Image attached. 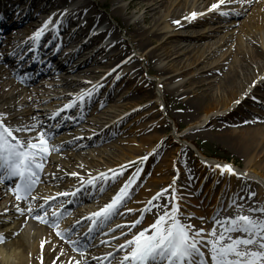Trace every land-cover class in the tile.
Instances as JSON below:
<instances>
[{"label":"bare ground","instance_id":"bare-ground-1","mask_svg":"<svg viewBox=\"0 0 264 264\" xmlns=\"http://www.w3.org/2000/svg\"><path fill=\"white\" fill-rule=\"evenodd\" d=\"M99 1L100 0H84L83 2L75 1V3L74 0L1 1L3 8L0 10V13H2V19L0 21V31H3L4 29H7L9 26L13 25L11 30H9L8 32H0V35L3 39V41L2 39H0V41L3 42L4 46L8 49L6 65L4 66L0 63V119L4 117L6 121L5 123L10 129L16 131V129L19 128L29 127V122L27 124H24L23 122L24 120H28L31 117L23 119L21 116H27V113H33L34 107L32 102L34 101L36 104H40L41 101L48 102L52 100L51 104H54L55 106L53 108L55 109V115L44 116V120L47 122V124H56L55 131L60 127L64 130L66 129L63 132H67V130L70 127L74 126L78 120H81L82 118L84 119L83 112L86 104L92 102V100L95 99V97H97L101 93V91H104L101 97L102 102L110 101L112 99H116L117 101L119 99L122 100V96L127 99H132L133 101H135V103L144 99L145 96L147 98L156 97V93L152 90V82L146 80L145 78L138 80V76H134L133 78L128 79L123 84L121 91L118 94H115V85L105 87V85L108 84L109 81L114 77L113 74L105 76V79L95 84V89L93 92L88 91L85 95H83L84 93L81 94L84 97L83 100H81V96L76 98L74 101H71L70 97L65 96L62 98L58 96L57 99L48 98L52 97L49 96L48 93L50 92L48 91L55 90L60 93L59 95L61 96L65 95L66 91L70 89H77L80 91L82 88L77 84L83 82L82 80H76L73 77L88 72H94L96 67L102 66L101 64L103 62H101V60L96 56V53L102 54V56L105 57L104 59H111L114 61V63H117L124 57L128 56L130 46L137 50L145 49L149 43L156 42L159 38L158 34L156 30H150V28H154L156 25H159L161 28H168L167 32L169 36H167L164 40L166 42L170 43V41H173L172 38L174 37L194 39L196 42H198L200 40H205L206 37H212L213 32L216 31V29H212L213 27L210 25L204 26L206 24V21H216L220 23L221 26H227V22L231 21L230 17L236 14V12L228 13V6H223L216 11H208L203 8L201 9L200 6L203 2V0H201L200 2H197L195 11H193L199 14V16L190 18L184 17V12L182 10L185 8L186 10L190 9L187 5V2L185 1L181 4L179 9H177V11H173L171 12V14L169 11H165L164 13H161L159 17H155V15L160 11V6H164L161 1L126 0L125 5L116 6L113 4V6L108 7L105 11L106 16H111L118 24V26L123 27L124 33L129 41L124 42L122 41V38H118V34H116V28L112 25L96 30V26L99 25V22L104 17V15L97 12L93 8L91 9V7L95 6L94 3H98ZM53 4L55 6H52ZM67 5H69V8ZM64 10L66 11V14L64 16H61L62 14L60 13H62ZM132 10H142L141 19L138 18L134 21H129L127 16H132ZM221 12H227L228 15H221ZM53 14L54 18L52 19L51 24L57 17L61 16V18L59 17L57 29H53L54 27L53 25H51L50 27L44 29L43 34L39 38V40L33 39V34L37 30L41 29L43 26V22H45V20L50 18V15ZM168 15L170 16L168 17ZM252 16L255 17L254 15ZM118 17L122 18L123 20H121L120 22V19ZM165 18H168L169 21L163 20ZM72 19H77V24H71L70 21H73ZM11 21L12 24L9 25ZM177 21L178 23H176ZM142 23H147L148 25L145 26L142 25ZM242 24L243 29H240V33H242V35L240 34L241 36L239 37L241 40H246L245 47L243 46V42H241L240 40L236 42L233 50L235 51L234 59L231 60L227 68L223 70V72H221L217 78H215L217 92L210 90L211 84L210 81H208L210 80V77L208 76H210L214 70H220V67H223L221 61L218 62V65L215 66H212L209 62L208 64H204L200 68H194L190 73L195 72L198 69H200L201 72H199L196 76L189 78L188 80H184L182 83H178L177 85L172 86L169 89L168 87H166V84L170 85L171 82L177 79V76L184 73V70L179 71L172 76L165 77L158 85L163 90L161 100L162 105L165 109V113L167 105V98L165 93L167 91L175 93L181 88L186 87L184 90L179 91L176 96L177 98H185L181 117L183 119L195 120L196 118H198V115L200 113L204 114V116L207 117V120L200 125V127L202 128V133L208 134L217 132L216 134H219L222 137L224 143L235 154H239L246 159L242 168L241 164L235 158H231L230 160H220L212 157H207L203 155L199 150H197L190 142L195 157L198 160L197 165H199L200 167L208 166L212 171L219 173V176L223 175L226 178V181H229V184L231 186L230 188H232V186L234 185L235 187L239 186L236 192L237 197L247 198L252 193H255L261 199H263V204L261 206L251 205V207H264V12H262L260 8V14L257 17H255L254 19H252V17L248 18L247 20L243 21ZM20 25L22 26L19 27ZM94 27L95 30H92L94 29ZM24 29L26 31H23ZM205 29L206 33L198 34L201 30ZM258 29H262V32L259 34L254 32V30ZM18 33H24L25 35H15ZM174 41L175 43L170 44V48H165L168 49L165 52L157 53L156 46H154L148 53L143 54V56L145 57L147 69H152L151 64L153 63V61L162 63L166 58L170 57L172 53L177 54V56L175 57L177 59H169L168 62L156 66L155 74H163V72L168 69L170 61L180 62L181 60H183L184 54L190 51V49L188 48L190 43L186 44L178 50H175V47L178 44H176V40ZM215 43H217V41H214V43L208 41V49L202 50V52L199 53L194 61L188 62L185 66L192 65L205 53H207L205 57L213 53L216 47L212 50L210 49ZM193 44V48L204 45V43ZM87 51L90 52L88 56H86L85 53ZM161 56H164L163 59H159L161 58ZM186 60L187 59H185V61ZM25 63H27V65H25L24 68H22V66L16 71L20 76L31 78L34 75L41 74V77L43 79L53 78L58 80V83H61L60 85L62 87H65L66 90L45 86L44 88H36L35 91L37 93H43V95L45 94L47 96H40V94H38L35 96V99L32 97H20L17 94L19 93V90L22 88V86L19 85V82L12 79L10 70L15 67L14 65H23ZM120 65L127 66L130 73L139 70L136 56H132L128 59L123 60ZM112 66L113 65H110L106 67L107 69H103L101 71L102 74H105L106 71ZM102 74L98 76H101ZM123 79L124 78H120L117 81L119 83H122ZM89 92L91 93V95H87V93ZM138 93L143 94L138 95ZM73 97H75V95H73L71 98ZM20 102L21 104H19ZM28 104H30L31 107L30 109L25 110L23 106H27ZM68 104H72L73 106L65 109L64 106ZM40 106L42 108L45 105H39V107ZM119 106L126 110V105L120 104ZM253 107L259 108L261 110L259 111L253 109ZM19 109L24 110L20 113H17V110ZM105 111H109L106 114V116H108L107 120L112 121L109 126H103L102 123L104 122L101 123L102 126H99L97 125V120L93 119L91 120V122H93V124L97 128H90L87 136L84 133H77L80 135V137L74 138L68 143L65 142L61 144V147L70 146L75 150L78 149L79 146L80 148H84L87 145L97 147H94L95 149H89L91 150L89 152L87 151L89 156H91L92 152L98 153L99 150H108L107 148L113 147H115V150H117V148L120 147V150L117 153L112 151H105L110 157H114L112 156L114 154L117 156V158H114L116 160L115 162H112L110 164L106 161L102 162L105 164V168H109V166L112 164L115 166L118 164L122 165L128 161L124 166L123 173H125L126 171L131 170L137 165L136 158L137 156H140L141 152L139 153L137 149L128 147L126 144L127 141L125 139H120L119 141L110 139H112L114 133H124L125 130L129 133H136L137 135L146 132L148 126L145 127L144 125L146 124L147 120H145L144 124H142V126L140 127H137L136 124L127 125V123L125 122L126 117L118 119L115 118L114 120H111L117 113H122L123 110L116 112L112 109H106ZM142 115L144 116V118H148V114ZM73 117H75L74 121L69 125V123L71 122L70 120ZM149 126L156 127L153 124H150ZM83 127L85 129H88L87 126ZM233 127H236V129H234ZM24 133L25 132L23 131H17V134L21 137H25ZM158 137L159 136L157 134L148 136L143 135L139 138V141H148L147 144L150 147L152 142L159 139ZM177 138L187 139V136L186 134L179 133V135H177ZM115 143H117L118 145ZM83 148L82 150H84ZM157 151L158 149L153 150L148 158L145 159L143 163L141 162V171L138 175L137 181L143 179L146 171L145 168L148 169L150 160L156 155ZM179 152V157L171 161H168V155H165L164 165L166 167V170L162 171L163 173L161 172L162 175L160 177L155 176L159 169L154 171L153 175L155 176L156 182H162L166 184V181L169 180V171L173 169V165H177L178 163L182 164L185 168L188 169V171L186 172V175H179L177 179L183 180L185 183L192 182L193 171L189 170L192 168V165L190 161L185 160V156L188 154L186 147L180 144ZM130 162L131 166H129ZM81 163L89 165L85 162ZM91 165L95 167L98 166L94 163ZM217 165L231 166V168L234 170V174H229L227 170L222 173L221 169L216 167ZM91 169V172H89L90 176L93 175V177H99V175H95L97 170L93 168ZM120 171L121 168L116 169L115 172L119 173ZM109 175L110 176L108 177L110 178L112 172L109 173ZM126 178L127 177H124L125 180H127ZM54 180H56V178H53V176H51L50 174L39 175V181L41 182L45 181L47 183H52ZM81 181L79 183L75 181L73 182V184L77 183V185H81ZM110 181L111 179H109L107 182H104L103 187H105ZM8 182L9 185H7V187L10 188L11 181L7 180V183ZM101 182V179H96L95 187H92L88 185L87 182H85V187L81 189L77 196L59 198L61 200L64 198L67 199L65 201L63 200L65 203V208L61 211L66 210V214H70V216L71 214H73V216H77L76 221H79V224L73 223L70 225H79L78 229L83 228L87 230L84 233V236H81V238L83 239H85V236H87L88 234H91L93 229H96L89 217L96 211V204L93 203L94 201L92 199H95V194L102 189L100 186ZM116 182H118V187L120 188L122 181H118L117 178L115 179V183ZM170 183H174L175 187H178L177 180L174 181V179L171 178ZM253 185H255V189L253 188ZM75 187L80 188V186ZM118 187L115 186L113 190L116 191ZM132 190L133 189L131 188V192ZM3 193L4 190H0V198L2 197ZM221 193L224 194V190H222ZM236 193H234V195ZM109 195V197L113 198V194ZM13 202L17 203L18 206H21L22 204L21 201H17L15 198ZM23 202H26V200H23ZM30 203L31 202H26V205L29 207ZM162 203H169V200L166 199L165 194L161 197L160 200L152 201L151 205H147V207H149L151 210L144 212V214L146 215L145 221H147L149 218L155 219L158 214L163 213V211L165 210L164 208L157 209L156 207V205H160ZM244 209L246 210L247 208H245L244 206ZM238 212L239 209L235 207L229 215L219 213L216 215L215 219H223L224 217L235 216L236 214H238ZM245 213L247 214L246 211ZM202 216L203 218L208 219L209 217L211 218V213L209 212V210H206ZM28 217L31 216H29V214L25 212L20 220L27 221ZM5 220V216H2L0 214V226H2V223ZM181 221L185 224L190 223L194 226L196 225L194 220L188 218ZM148 225L149 223H146L143 227L146 228ZM201 225L205 228L206 235L213 229L214 222L212 223V225L206 222L202 223ZM90 228L92 229L91 232H89ZM44 230L47 231L46 228ZM44 230L42 233L39 231L36 234L38 240L37 242H33L32 244H29L27 242L28 235H25L21 232V230H18L17 233H19V235L17 236V238L14 239L11 243H7L9 245V248H11L12 245H15V247L19 248L20 250L17 257L18 260L15 264H29V259H31V264H50L51 260L55 258V254H53L54 250L59 244L57 242H51L57 239V236H55L54 238H50V234L48 232H45ZM219 231L220 229L217 228L218 233ZM14 233H16L14 232V230L4 228L0 232V235H3L6 238L5 240H7L12 235H14ZM40 234L42 236H40ZM232 235L235 236L239 234L233 233ZM42 241H44V243L49 242L50 247L45 249L43 246H41ZM7 244L6 246H8ZM4 251L5 249L3 250L0 248L1 264H14L8 263V258H6V256H3ZM63 251L64 257L67 261V263L65 264H76L74 261H71L73 259L74 250L67 247L63 249Z\"/></svg>","mask_w":264,"mask_h":264},{"label":"rangeland","instance_id":"rangeland-1","mask_svg":"<svg viewBox=\"0 0 264 264\" xmlns=\"http://www.w3.org/2000/svg\"><path fill=\"white\" fill-rule=\"evenodd\" d=\"M0 0V10L3 8ZM83 2L84 0H74ZM94 1V0H90ZM126 0H100L98 3L93 2L95 6L91 7V9H95L97 12L104 15V17L99 22V25L96 26L97 29L106 28L109 25H112L116 28V34H118V38H122V41H128L127 36L124 33L123 27L118 26V24L114 21V19L111 16H106V10L108 7L116 5V6H123L125 5ZM163 3L164 6H160L159 13L155 15V17H159L161 13H164L165 11H169L170 14L173 11H177L182 3L185 1L187 2V5L190 9L186 10L183 9L184 17H192L191 12L195 11L197 2H200L201 0H159ZM73 2V1H72ZM71 3V2H70ZM219 0H203L201 3L200 8L208 10V11H216L219 8L223 6L229 7V12H236V14L232 17H230L231 21L227 22V26H221L220 23L216 21H206V24L204 26H212V29H216L215 32H213L212 37H206L205 40H200L196 42L194 39H184L183 37H174L172 38L173 41L166 42L164 41L165 38L168 35L167 29L168 28H161L159 25L155 26L154 28H150V30H156L158 34V40L153 43H149L145 49H135L130 46V51L127 57H124L122 60H120L117 63H114L113 60L104 59L105 57L102 56L100 53H96V56L103 62L100 67H96L94 72H88L84 73L82 75L74 76L73 78L76 80H82L83 83L77 84L80 85L82 89L79 91L77 89H70L67 90L65 95L61 96L55 90H50L48 92L49 96L48 98L57 99L58 96L60 98L62 97H70L71 101H74L76 98L82 96L81 94L85 95L86 92L94 91V85L98 82H101L103 79H105V76H108L109 74H113L114 77L109 81L108 84L105 85V87H110L111 85H115L116 92L115 94H118L121 91V88L123 84L130 78H133L134 76H138V80L145 78L146 80L151 81L152 90L156 93V97L153 98H147L146 96L144 99L138 101L135 103L130 98H125L122 96V100H110L106 102H102V93L104 91H101V93L95 97V99L92 100V102L87 103L86 107L84 109V119L78 120L74 126L68 127L69 129L67 132L63 128H58L55 131V125L56 124H47V122L44 120V116H51L55 115V109H53L55 106L54 104H51V101L45 102L41 101L40 104H36L35 101L32 102L33 104V113H27L28 115L21 116L23 119L29 118L28 120H24V124L30 123L29 127L32 128L31 131H23L25 132L24 136L21 137L17 134V131H13V134L17 136L21 141H33L37 142V137L40 132H45L47 134L48 138V146L50 148H53L50 153L46 154V158L42 161L43 163V169L40 171V174H50L53 176V178H56L52 183H47L45 181H39L37 185L35 186L34 190L31 193V196L37 197L35 201H32L30 198L26 200V202H31L30 204L33 207H36L39 204L43 203V198L48 196H56L58 192H71L77 189L75 186L77 185L81 180V182L85 183L89 180L90 176L89 172H91V168L96 169L97 172L95 175H99L100 173H105L107 176H110L109 173H111L109 170L116 171V169L121 168V166H125L127 162L120 165H110L109 168H105V164L102 161H106L109 164L112 162H115L116 160L114 158H117V156L114 154L110 157L108 156L107 152L105 151H112V152H119L120 147L115 150V147L113 148H107L108 150H99L98 153L92 152L91 156L88 155V152L91 151L89 149H95L97 147H92L90 145L85 146L84 148L79 146L78 149H73L70 146H64L61 147V144L68 143L70 140L74 138L80 137L81 134L88 135V132L90 131V128H97L91 120L95 119L97 120L99 126H109V124L112 121H108L106 114L109 111H105L106 109H112L116 112H119L120 110H123L122 113H117L114 118H110L111 120H114L115 118H123L126 117L125 122L127 125L130 124H136L137 127L142 126L144 124L145 120L146 124L145 127L148 126V129L144 133H140L137 135L136 133H129L128 131L114 133L112 136V139L119 141L120 139H125L127 141V146L130 148L137 149L139 153L141 152L140 156H137L136 162L137 165L133 167L131 170L126 171L122 175H118V181L121 180V186L127 181L130 177L133 176L134 173H136L137 168H141V162L145 159L144 157H147L150 155V153L153 150L158 149L156 155L150 160L148 169L145 168V176L142 180H138V176L136 177L135 183L131 186L133 189L131 192L130 197L127 199V201L124 203L122 207L118 209L116 214L106 222H103L102 224L95 225V230L91 232V234H88L85 236V239L81 238V236H84V233L87 231L86 229H78L79 225L75 226V231L71 232L69 239L71 241H78L77 244H72L67 239H61V237L57 236L56 232L58 230H65L71 228L73 223H76L77 216H73V214H66L59 220V229L52 226L51 222L48 224L41 223L40 221L33 219L32 217H28V220L21 221L22 215L16 211L17 203H14L13 200L15 196L12 194V190L15 188L16 180L12 179L10 183V188L7 187L9 185V182L7 183V180L4 183H0V190H4V193L2 197L0 198V214L2 216H5V221L2 223V226H0V232L2 229H9L14 230V235H12L9 239L4 240L3 242H0V248L5 249V253L3 252V256L8 258V263H16L18 260V253L19 248H16L15 245H12L11 248H9V243H11L14 239L17 238L19 235L18 230H21V232L27 236V242L29 244H32L33 242H37L38 238L36 237V234L40 231L41 233L46 228L47 231L50 234V238H54L57 236V239L51 241L52 243L57 242L59 245L54 250L55 258H53L50 262V264H65L67 263L65 257H64V251L65 248H70L74 250L73 259L71 261H74L75 263L77 261H81V264H120L122 258L126 254L127 251H130V248H125L124 250H120V246L124 245L126 241H130L133 239L135 235H137L140 231L147 229L149 234L151 233L150 225L154 223L157 217L149 218L147 221H145V214L143 209L148 205V202L152 200V197L158 193L161 192L163 189H168V191L165 193L166 199L169 200L170 197L174 194L177 199L172 200L171 203L178 204L180 209V216L179 218L181 220L187 219L189 217V214L192 215L191 220H194L196 225V229L205 228L201 225L202 223L206 222L212 225L214 222L216 215L219 213L229 215L235 206H232L229 208V204L231 201H236L237 204H242L245 206V208L252 206H261L263 204V199H261L258 195L251 196V198L247 197H237V189L239 186H232L230 188L229 181H226V178L223 175H218L219 173H216L215 171H212L208 166H199L198 160L195 157V154L192 150V144L203 146L206 149V152L211 153H217L221 157L226 158L227 160H230L231 158H235L243 168L244 162L246 159L242 157L239 154H235L222 140V137L219 134H216L217 132L213 133H202V128L200 125L204 123L207 120V117L204 116V114L200 113L198 115V118L195 120H189V119H183L181 117L182 108L184 107V97L177 98V94L179 91L184 90L186 87L181 88L180 90L176 91L175 93H172L171 91H167L166 94V113L164 106L162 105L161 95L163 93L162 88L158 85L165 77L172 76L179 71H183L181 75L177 76V79H175L173 82H171L170 85L166 84V87L171 88L174 85H177L178 83H182L184 80H188L189 78L196 76L200 71V69L196 70L195 72L190 73L194 68L198 67L200 68L204 64L211 63L212 66L218 65V62H222L223 67H220V70H214L210 76L208 81H210L211 87L210 90L216 91V81L215 78H217L223 70L227 68V66L230 64V61L234 59V46L237 41L243 42V46L245 47L246 40L240 39L239 36L242 35L240 33V29H243L242 22L247 20L248 18L254 19L260 14V8L261 11L264 12V0H237V2L229 3L227 0H225L224 3L220 4L219 8L212 9L211 6L213 4H218ZM191 4V5H190ZM52 6H55L54 4ZM69 8V5H67ZM71 6V4H70ZM65 9V8H64ZM67 9V7H66ZM64 12V11H63ZM132 16H127L129 21H134L138 18L141 19L142 16V10H132L131 12ZM158 15V16H157ZM254 15L255 17H253ZM170 15H168L169 17ZM196 16H199L196 15ZM126 17V16H125ZM119 18V17H118ZM2 19V13H0V21ZM120 22L123 20L122 18H119ZM179 19V17H178ZM73 21H70L71 24H77V19H72ZM163 20H168V18H165ZM12 24L9 23V25ZM142 25L147 26V23H142ZM13 25L9 26L7 29H4L0 32H8L11 30ZM20 25L19 27H21ZM202 27V26H200ZM171 28V27H170ZM264 28V26H263ZM95 30V27L94 29ZM23 31H26L25 29ZM227 31V32H226ZM86 32V31H85ZM255 33L259 34L262 32V29L254 30ZM206 33L205 30H201L198 34ZM241 34V35H240ZM15 35L24 36V33H18ZM222 37V38H219ZM0 39H2V36L0 35ZM109 39V38H108ZM107 39V41H108ZM110 40V39H109ZM178 44L175 47V50L180 49L181 47L185 46L186 44H189L190 51L186 52L184 54L183 60L180 62H171L168 66V69L163 72V74H155V68L156 66H159V64H164L169 61V59H177L175 58L177 54L172 53L170 57L166 58L162 63L155 62L151 64L152 69H147L145 57L143 54L148 53L154 46H156L157 53L158 52H165L170 48L171 43ZM3 41V39H2ZM210 41L211 43H214V41L217 43L212 45V50L215 48L213 53L205 55V53L199 60L195 61L190 66H185L188 62L194 61L195 58L199 55L202 50H207V43ZM129 42V41H128ZM127 42V43H128ZM193 43H204L203 46L195 47L193 48ZM196 46V44H195ZM86 56L90 54L89 51L85 52ZM8 55V49L4 46V43L0 41V63L1 65H6L7 63V56ZM132 56H136V61L138 62L139 70L136 72H129V69L127 66H121L120 63L128 59ZM164 56H161L159 59H163ZM179 58V57H178ZM185 59H187L185 61ZM172 60V61H173ZM27 63L23 65H14L15 67L10 70V74L13 80H16L19 82V85L22 86V88L19 90L20 97H32L35 99V96L40 94V96H47L43 95V93H37L35 90L36 88H44L46 87H56L58 89H64L65 87H62L58 83V80L53 78H42L41 74H37L32 76L31 78H27L20 76L16 71L17 69L24 68ZM113 65L110 69L106 71L105 74H102L103 69H107L106 67ZM185 66V67H184ZM181 69V70H180ZM176 70V71H174ZM102 74L101 76H98ZM98 76V77H97ZM97 77V78H96ZM120 78H124L122 83H119L117 80ZM43 79V80H42ZM42 94V95H41ZM143 93H138V95H141ZM73 95L75 97L71 98ZM137 95V96H138ZM159 98V99H158ZM46 103V104H43ZM21 104V102L19 103ZM126 105V110L124 108H121L119 105ZM39 105H45L41 108ZM25 110L30 109L31 105L28 104L27 106H23ZM52 108V109H51ZM23 109V110H24ZM253 109L261 110L259 108L253 107ZM23 110L19 109L17 110V113L22 112ZM253 111V110H252ZM105 112V113H104ZM146 112V113H143ZM24 114V113H23ZM26 114V113H25ZM142 114H148V118H144ZM257 114V113H256ZM113 115V114H112ZM76 117V116H75ZM73 117L69 123L72 124L74 121ZM90 120V121H87ZM108 122H107V121ZM101 121V122H100ZM0 122L4 124V126L8 127V125L5 123V118H1ZM104 122V123H102ZM102 123V124H101ZM150 124L155 125L156 127L149 126ZM166 124V125H165ZM34 126V127H33ZM83 126H87L88 129H85ZM98 126V127H99ZM131 128V127H129ZM236 129V127H233ZM129 130V129H128ZM79 133V134H77ZM186 134L187 139H178L177 135ZM157 134L159 137L158 140L151 143V146H148V141H139V138L143 135H152ZM191 142V143H190ZM117 144V143H115ZM180 144L184 145L187 149L188 154L185 156V160L190 161L192 168L189 170L193 171L192 174V182L185 183L183 180L177 179V177L186 175V172L188 171L187 168H185L182 164L178 163L177 165H173V169L169 171L168 177L169 180L165 183L162 182H156L155 176L160 177L162 174L161 172L166 170V167L164 165V157L167 154L168 161H171L173 159H177L180 155L179 152V146ZM101 145V144H100ZM118 145V144H117ZM123 145V144H121ZM91 147V148H89ZM102 147V146H100ZM149 147V148H148ZM82 148L84 150H82ZM86 149V151H85ZM88 149V150H87ZM148 149V150H147ZM88 151V152H87ZM105 156V157H104ZM107 157V158H106ZM81 162H85L89 165H85ZM95 164L98 166H92L91 164ZM102 167V168H101ZM155 176L153 175L155 170H158ZM161 169V171H160ZM131 171V172H129ZM77 173L76 176L71 175V173ZM130 173V174H129ZM163 173V172H162ZM60 174V175H59ZM59 176V177H57ZM124 177H127L125 180ZM187 177V176H186ZM116 178V179H117ZM154 178V180H153ZM177 180L178 187H175L174 183H170V179ZM77 182L73 184V182ZM104 182L102 180L100 186L103 189V191H99L95 194V199H92L96 204V211H99L101 208H103L106 204H108L111 201V197H109V194H113L114 196L116 192H118L120 189L118 186V182L115 183V180H111L105 187H103ZM166 186H165V185ZM117 186V190L114 191L113 188ZM253 188L255 189V185H253ZM224 190V194L221 193V191ZM234 193H236L234 195ZM108 196V197H107ZM60 197H57V200L55 203L50 202L51 206L46 205L45 207L48 209L49 216L51 215V212L55 209V207L59 206V202L61 199ZM244 198V199H240ZM67 200V199H62ZM26 202L21 201V206L27 208ZM81 202V201H80ZM95 208V207H94ZM7 209V211H5ZM131 209V211H128ZM209 210L211 213V218L208 219L203 218V213ZM165 211V210H164ZM94 212V213H95ZM4 214V215H3ZM246 214V213H244ZM203 219H200V218ZM139 220L140 223L137 224L135 227H132V224L134 221ZM146 223H149V225L145 228L143 227ZM123 233V235H122ZM206 233V230H205ZM204 233V234H205ZM40 236H42L40 234ZM39 236V237H40ZM80 237V238H79ZM51 240V239H50ZM8 243V244H7ZM6 244L8 246H6ZM4 246V247H3ZM41 246H43L45 249L50 247V243L42 241ZM207 255V249H203ZM82 251V252H81ZM7 252V253H6ZM111 253V255H109ZM113 254V255H112ZM1 264V262H0ZM29 264H31V259H29Z\"/></svg>","mask_w":264,"mask_h":264},{"label":"snow or ice","instance_id":"snow-or-ice-1","mask_svg":"<svg viewBox=\"0 0 264 264\" xmlns=\"http://www.w3.org/2000/svg\"><path fill=\"white\" fill-rule=\"evenodd\" d=\"M224 2L225 0H219V3L213 4L209 10L219 8L220 4ZM227 2L232 3L237 2V0H227ZM220 14L228 15L227 12ZM191 15L195 17L198 14L193 12ZM49 22L46 21L45 25L33 34V39L39 40ZM87 95H91V93L89 92ZM83 99L84 97L81 96V100ZM72 106V104H68L64 108L67 109ZM31 130L32 128L16 129V131ZM52 150L54 149L48 146V138L45 132L38 134L37 142L31 140L24 142L13 134L12 129L0 122V183L12 179L17 181L12 190L17 201L29 198L32 201L37 199V197L31 196V193L39 182V173L43 169L42 161L46 158V154ZM143 159H147V157ZM129 166H131V162ZM216 167L220 168L222 173L227 170L229 174H234V170L229 165H217ZM109 171L112 172L110 178L105 173H100L99 177H90L87 184L95 187L96 179L105 182L109 179L114 181L118 175L123 174L124 166H121L119 173L113 170ZM140 171L141 169L137 168L136 173L120 187L111 201L99 211L91 214L89 219L92 220L93 226L109 221L124 205L131 195V186L135 183ZM71 175L76 176L77 173L73 172ZM84 187V183L81 182L80 188L74 191L58 192L55 197H44L43 203L36 207L31 204L27 209L17 206L16 211L21 215L27 212L29 216L41 223L48 224L51 222L53 227L59 229V220L66 211H61L65 208L64 201L59 202V206L55 207L50 216L45 206H51L50 202L55 203L57 197H75ZM167 191L168 189H163L156 193L148 204L151 205L152 201L160 200ZM254 195L255 193H252L249 198ZM175 199L177 197L173 194L168 204L156 205L157 209L164 208L165 211L158 214L154 223L150 225V234L147 229L142 230L132 240L126 241L124 245L120 246V250L130 248L120 264H264V207H248L245 210L242 204L231 201L229 208L235 206L239 209L238 214L223 219H215L213 229L205 235L203 228L196 229L194 225L185 224L180 220L178 204L171 203ZM150 210L147 206L143 209L144 212ZM245 211L247 214H244ZM191 218L192 215L189 214L188 219ZM76 223L79 224V221ZM139 223V220L134 221L132 227ZM217 228L220 229L219 233ZM73 231H75V226L58 230L56 234L61 239H67L70 243L77 244L78 241L69 239ZM91 231L90 228L89 232ZM233 233L239 235L233 236ZM5 239L3 235H0V242ZM203 249H207V255ZM76 264H81V262L77 261Z\"/></svg>","mask_w":264,"mask_h":264},{"label":"trees","instance_id":"trees-1","mask_svg":"<svg viewBox=\"0 0 264 264\" xmlns=\"http://www.w3.org/2000/svg\"><path fill=\"white\" fill-rule=\"evenodd\" d=\"M200 151H202L203 153L205 152L206 155L210 156V157H215V158H218V159H226L224 157H221L220 155H218L217 153H214V152H211V153H208L206 152V149L203 147V146H199V145H195Z\"/></svg>","mask_w":264,"mask_h":264}]
</instances>
